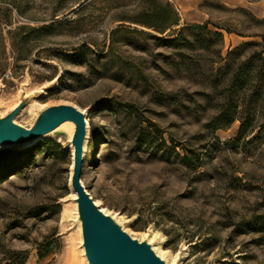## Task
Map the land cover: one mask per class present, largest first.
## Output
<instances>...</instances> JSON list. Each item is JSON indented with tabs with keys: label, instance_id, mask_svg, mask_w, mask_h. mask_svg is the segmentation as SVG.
I'll use <instances>...</instances> for the list:
<instances>
[{
	"label": "rangeland",
	"instance_id": "rangeland-1",
	"mask_svg": "<svg viewBox=\"0 0 264 264\" xmlns=\"http://www.w3.org/2000/svg\"><path fill=\"white\" fill-rule=\"evenodd\" d=\"M148 1L0 0V134L29 137L0 150H69L1 174L0 264H86L79 184L148 264H264V0H159L180 18L162 33L137 21Z\"/></svg>",
	"mask_w": 264,
	"mask_h": 264
},
{
	"label": "bare ground",
	"instance_id": "bare-ground-1",
	"mask_svg": "<svg viewBox=\"0 0 264 264\" xmlns=\"http://www.w3.org/2000/svg\"><path fill=\"white\" fill-rule=\"evenodd\" d=\"M34 102V99L31 100V104H33ZM14 105L16 106V103ZM43 107L44 106L42 105L39 109ZM66 113H69L66 107L49 108L44 111V121L50 123L55 119L63 117ZM36 114H34V116ZM75 120L77 121V123L82 125V119L76 117ZM16 124L18 123L14 120L10 122V124L5 126L2 132L3 135L9 136L10 134H13L16 131L18 132V136L26 135L27 129H25V126L19 124V129ZM79 136L80 135H77V138H79ZM38 137L43 138L44 136L38 134ZM71 148L73 152H76L73 145H71ZM79 187H81V184H79ZM73 196L77 197V194L74 193ZM90 202L92 207L95 208L99 214L103 215L104 217H115L114 215L116 214L102 206L99 200H90ZM72 206L73 207L71 209V216L72 219L75 220L78 217V203L76 201H73ZM82 223V220H78L76 226L80 232L79 243L81 244L82 258L86 262V264H145L149 262L150 251H148L147 248L134 245L132 243V238H129V242H131L134 247L133 250L130 249L128 242H126V237L120 235L116 231L111 230L108 226L105 225L104 221L103 223L100 221H94L90 230L84 235L82 231ZM84 241L86 242V245L82 246ZM136 256L137 259H139V262L141 263L136 260ZM158 257L161 256L159 255ZM88 258L93 259L94 263L89 262Z\"/></svg>",
	"mask_w": 264,
	"mask_h": 264
},
{
	"label": "trees",
	"instance_id": "trees-1",
	"mask_svg": "<svg viewBox=\"0 0 264 264\" xmlns=\"http://www.w3.org/2000/svg\"><path fill=\"white\" fill-rule=\"evenodd\" d=\"M139 14L140 16L137 21L141 25H144L160 33L164 32L166 29L178 25L180 20L178 13L169 2L162 3L159 0H149L146 5H144ZM235 80L237 81L235 85H237L238 87H242V84L240 83V73L236 74ZM220 118H224L225 124H230L235 119H238L239 117H237V105L234 103H229L228 108L222 111V113H220L214 119H212L208 126H212L213 129L220 128L222 126L220 125L221 123H219ZM240 120L241 123L237 136L238 138L246 132V123L241 117ZM164 144H166L165 141ZM35 148L44 149L50 152V154L52 155L57 153H65L67 155L69 154V150L67 148L63 147L59 142L53 140L39 141L37 145H33V147L30 148L2 149L0 150V176L3 173H11L23 169V167L32 159L31 154ZM188 157L189 156L185 154L181 159L184 162L186 161L187 163ZM43 246L44 243L41 244L38 250L39 257H42L53 249L51 247V243H45V248L42 250L41 248Z\"/></svg>",
	"mask_w": 264,
	"mask_h": 264
},
{
	"label": "water",
	"instance_id": "water-1",
	"mask_svg": "<svg viewBox=\"0 0 264 264\" xmlns=\"http://www.w3.org/2000/svg\"><path fill=\"white\" fill-rule=\"evenodd\" d=\"M66 115V114H65ZM64 115V116H65ZM62 118V117H61ZM60 119V118H59ZM56 120H58V119H56ZM41 132V131H40ZM40 132H38V133H36V134H39ZM28 135V133L26 134V135H24V136H18V135H16V136H13V134H10L9 136H4L3 135V133H1L0 134V142H5V143H21L22 141H25L26 139H29V137L27 136ZM80 137V136H79ZM79 159V158H78ZM77 189H78V191H80L81 193H82V198L85 200V203L87 204V207H88V209L90 210V208H91V211L93 212V214L95 215V217H97V219H96V221H100V222H102L103 223V221H104V223H105V225L106 226H108L111 230H113V231H116V232H118L119 234H120V232L119 231H117L116 229H114V228H112V227H110V225H108V223H106V221L104 220V218L102 219H100V218H98V216H99V213L97 212V210L95 209V208H93L92 207V205H91V202H90V198H89V196L86 194V192L85 191H83L82 189H81V187H79V185H77ZM121 235V234H120ZM122 236H124V235H122ZM126 239V242H128V244H129V247H130V249H132L133 250V245L131 244V242H129L128 241V239L127 238H125ZM135 254V253H134ZM91 261H93L94 262V260L93 259H91V258H89ZM136 260L139 262V259H137V256H136ZM150 261V260H149ZM139 263H141V262H139ZM149 263V262H148ZM148 263H145V264H148Z\"/></svg>",
	"mask_w": 264,
	"mask_h": 264
}]
</instances>
